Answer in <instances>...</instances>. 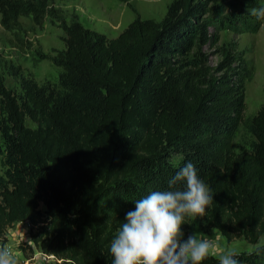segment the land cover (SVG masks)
<instances>
[{
  "label": "trees",
  "instance_id": "obj_1",
  "mask_svg": "<svg viewBox=\"0 0 264 264\" xmlns=\"http://www.w3.org/2000/svg\"><path fill=\"white\" fill-rule=\"evenodd\" d=\"M55 0H0V22L41 24ZM256 0H170L163 17L135 18L116 37L64 26V70L56 83L0 78V241L28 222L32 246L64 264H112L111 241L134 202L191 161L213 202L204 218L186 217L226 241L264 236V103L252 116L249 148H226L243 111L246 62L220 45L217 63L203 50L217 32L244 25ZM213 30V31H212ZM32 249V247H31ZM258 245L239 264H264ZM201 264H219L214 256Z\"/></svg>",
  "mask_w": 264,
  "mask_h": 264
},
{
  "label": "rangeland",
  "instance_id": "obj_2",
  "mask_svg": "<svg viewBox=\"0 0 264 264\" xmlns=\"http://www.w3.org/2000/svg\"><path fill=\"white\" fill-rule=\"evenodd\" d=\"M216 1L219 3L228 0ZM256 1L254 8L264 7V0ZM169 2L170 0H55L47 9L41 24L29 17H20L17 28L7 31L0 22V78L8 87L18 90L20 78L13 71L19 68L26 78L38 84L56 83L64 70V26L68 25L72 15L85 27L113 38L135 18L160 20ZM260 22L256 31L247 30L244 25L223 29L217 32L219 41L212 39L203 50L208 62L214 64L220 59L218 48L226 44L241 51L246 62L243 111L227 136L225 145L234 151L242 147L249 148L254 140L249 131L250 119L264 103V19ZM36 229L26 222L16 223L7 229V241L3 245L12 249L17 264H64L63 261L42 262L40 250L32 246L30 238L31 232ZM194 230L203 233L205 238L213 239L226 251L250 252L264 244V236L256 245L248 243L242 237L228 242L215 229L202 232L194 221H190L189 226L182 227L183 239L186 240ZM3 245L0 241V246ZM214 257L219 259L218 256Z\"/></svg>",
  "mask_w": 264,
  "mask_h": 264
},
{
  "label": "clouds",
  "instance_id": "obj_3",
  "mask_svg": "<svg viewBox=\"0 0 264 264\" xmlns=\"http://www.w3.org/2000/svg\"><path fill=\"white\" fill-rule=\"evenodd\" d=\"M250 14L264 19V7ZM211 189L189 161L168 181L167 190L153 191L136 200L110 244L112 264H201L218 256L219 264H239L238 253L226 251L213 239L193 231L186 240L181 225L185 218H204L211 203ZM264 249H257V253ZM0 264H17L13 251L0 246Z\"/></svg>",
  "mask_w": 264,
  "mask_h": 264
},
{
  "label": "built area",
  "instance_id": "obj_4",
  "mask_svg": "<svg viewBox=\"0 0 264 264\" xmlns=\"http://www.w3.org/2000/svg\"><path fill=\"white\" fill-rule=\"evenodd\" d=\"M26 223H28V222H26ZM4 246V245H3ZM5 247H8V248H10L8 245L7 246H5ZM11 249V248H10ZM12 250V249H11ZM40 254H41V260H42V262H48V263H50V262H55V261H62V259L61 258H57L55 255H53V254H48V253H44V252H42V251H40Z\"/></svg>",
  "mask_w": 264,
  "mask_h": 264
}]
</instances>
